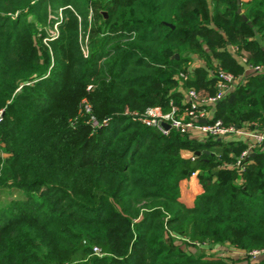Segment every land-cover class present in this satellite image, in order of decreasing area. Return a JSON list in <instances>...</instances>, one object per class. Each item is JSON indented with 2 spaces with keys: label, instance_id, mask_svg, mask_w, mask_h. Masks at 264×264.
<instances>
[{
  "label": "trees",
  "instance_id": "1",
  "mask_svg": "<svg viewBox=\"0 0 264 264\" xmlns=\"http://www.w3.org/2000/svg\"><path fill=\"white\" fill-rule=\"evenodd\" d=\"M236 8L0 0V264H264L248 255L264 247V146L240 170L244 138L164 133L142 121L170 99L183 109L190 87L214 94L216 64L243 74L229 45L264 63V0L241 1L247 19ZM194 57L202 62L190 66ZM212 107L226 125L261 126L264 72ZM194 171L202 191L188 205L179 183Z\"/></svg>",
  "mask_w": 264,
  "mask_h": 264
},
{
  "label": "built area",
  "instance_id": "2",
  "mask_svg": "<svg viewBox=\"0 0 264 264\" xmlns=\"http://www.w3.org/2000/svg\"><path fill=\"white\" fill-rule=\"evenodd\" d=\"M59 17L61 12L59 11ZM51 37L58 34L57 23L49 30ZM46 40V38L44 39ZM82 52L87 54V36L82 41ZM229 49L234 52L239 60L244 64L246 70L251 72H264V63L250 64L247 62L245 55L238 53L236 47L229 45ZM212 75L216 77L215 85L217 91L212 95L200 96V94L192 87L185 91V99L187 104L180 109L179 106L172 100H169L170 109L164 111L160 105L149 106L146 108L142 121L145 124L153 125L158 127L162 132L167 133L169 128H175L183 132H189L191 135L196 137L204 136H218L224 137L229 134L242 136L247 142V146L243 149L237 158L235 164L239 166L240 170L244 169L243 159H245L253 147L257 145L264 146V123L261 126H257L254 123V127L243 126L235 127L232 125H226L220 118L213 119V104L225 93L232 89L240 81L244 80V75H236L232 71L223 68L216 64L211 69ZM181 76H184V72H180ZM89 106L86 105V109ZM205 118V121H201ZM168 123L169 126L165 127L163 124ZM196 134V135H194ZM193 157V156H192ZM196 173L195 171L192 174ZM98 251L97 247H94ZM252 258L264 254V247L254 248L248 252Z\"/></svg>",
  "mask_w": 264,
  "mask_h": 264
},
{
  "label": "crops",
  "instance_id": "3",
  "mask_svg": "<svg viewBox=\"0 0 264 264\" xmlns=\"http://www.w3.org/2000/svg\"><path fill=\"white\" fill-rule=\"evenodd\" d=\"M240 7H241V3H240ZM241 11H243V8H241ZM201 62L202 60L200 58L194 57L192 62L190 63V66L197 65ZM250 73H251L250 70H246V68H244V73H243L244 77H246ZM233 135L234 134H232V136ZM236 136L237 135H235V137ZM237 137H242V136H237ZM201 191H202V186L198 180L196 173L191 174L189 177L183 178L179 183V198L188 205H191L193 203L195 196ZM261 257H264V254L257 256L255 259Z\"/></svg>",
  "mask_w": 264,
  "mask_h": 264
},
{
  "label": "rangeland",
  "instance_id": "4",
  "mask_svg": "<svg viewBox=\"0 0 264 264\" xmlns=\"http://www.w3.org/2000/svg\"><path fill=\"white\" fill-rule=\"evenodd\" d=\"M51 29V28H50ZM200 247L206 248L207 253L210 254H220V255H225L229 258H239L241 256L246 255V253L242 250L236 249V248H227L223 245H216V246H208L206 243H200L197 244ZM186 249H191V250H196V247L194 243L192 242H187L183 245ZM249 255V254H248ZM254 260V258H253Z\"/></svg>",
  "mask_w": 264,
  "mask_h": 264
},
{
  "label": "water",
  "instance_id": "5",
  "mask_svg": "<svg viewBox=\"0 0 264 264\" xmlns=\"http://www.w3.org/2000/svg\"><path fill=\"white\" fill-rule=\"evenodd\" d=\"M237 2V8H236V11L241 13V15L243 16L244 19H247L246 15L241 11V7H240V3H241V0H236ZM176 56H178V54H176ZM201 121H205V118H202ZM165 127H168L169 124L168 123H164L163 124ZM238 125L236 124L235 127H237ZM196 153H199V151H196Z\"/></svg>",
  "mask_w": 264,
  "mask_h": 264
}]
</instances>
